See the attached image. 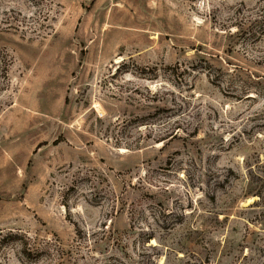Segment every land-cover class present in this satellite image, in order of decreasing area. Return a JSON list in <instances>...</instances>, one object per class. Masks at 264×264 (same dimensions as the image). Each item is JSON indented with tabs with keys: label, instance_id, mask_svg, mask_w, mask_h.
<instances>
[{
	"label": "rangeland",
	"instance_id": "374dc122",
	"mask_svg": "<svg viewBox=\"0 0 264 264\" xmlns=\"http://www.w3.org/2000/svg\"><path fill=\"white\" fill-rule=\"evenodd\" d=\"M0 264H264V0H0Z\"/></svg>",
	"mask_w": 264,
	"mask_h": 264
},
{
	"label": "bare ground",
	"instance_id": "6f19581e",
	"mask_svg": "<svg viewBox=\"0 0 264 264\" xmlns=\"http://www.w3.org/2000/svg\"><path fill=\"white\" fill-rule=\"evenodd\" d=\"M255 200H256V198H252V199H250L249 202H248V205L251 204V203H252L253 201H255ZM246 204H247V203H246Z\"/></svg>",
	"mask_w": 264,
	"mask_h": 264
}]
</instances>
